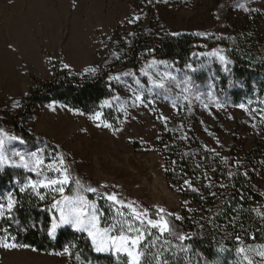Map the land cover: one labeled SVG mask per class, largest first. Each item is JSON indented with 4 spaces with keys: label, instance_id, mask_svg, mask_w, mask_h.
<instances>
[{
    "label": "rangeland",
    "instance_id": "374dc122",
    "mask_svg": "<svg viewBox=\"0 0 264 264\" xmlns=\"http://www.w3.org/2000/svg\"><path fill=\"white\" fill-rule=\"evenodd\" d=\"M255 12L264 16V0H152L151 3L148 0H0V130L18 136L12 131V125L23 124L31 134L47 142L27 141L18 136L25 143L14 142L12 146L17 150L44 149L42 155L45 163H49L61 154L51 146L54 145L67 152L79 173L94 183L108 185L98 193H82L102 212L104 224L112 223L114 218L123 219L117 216L116 207L101 197L100 193L105 191L119 193L126 202H135L137 209L159 207L204 224L227 188L207 163L203 165L207 188L200 187L191 176L186 179L201 193L203 202L195 203L184 194V187L188 186L185 182L183 185L170 182L165 154L157 144L163 131L175 133L177 141L188 150L193 148L187 139V132L192 130L213 159L218 157L225 166L231 165L232 169L247 173L252 188L264 195V118L260 115L264 112V100L248 97L235 103L229 85L223 87L214 74L215 66L223 67L218 59L203 55L204 68L193 66L196 74L202 76L197 86L188 69L167 61L168 67L150 66L153 60L164 61L152 56L137 70L125 71L135 76L123 77L122 74L120 89L107 100L110 106L104 102L99 110L102 118L113 125L112 129L96 127L99 121L89 119L93 113L57 102L38 105L34 116L24 121L23 103L34 81L51 80L54 69L63 77L92 75L84 70L98 69L102 62H110L116 58L113 53L124 55L136 33L150 38L172 33H207L204 37L215 41L228 25L244 24L246 16ZM135 16H140V20L129 23ZM258 28L264 33V22ZM218 49L224 50V47L220 44L205 46L204 53ZM64 64L70 67L65 69ZM142 71L153 77L157 73L171 72L177 77V83L186 79V73L191 76L188 84L191 108L186 107L187 102L182 99L183 84L180 88L170 84L171 91L165 92L154 88L149 76L140 75ZM137 79L147 99L154 100L149 107L134 104L132 89L138 87ZM210 94L223 107L210 103ZM196 95L200 96L199 100L195 99ZM16 101L20 106L12 107ZM173 102L182 110L173 109ZM240 104L249 111L237 106ZM49 105H54L55 110ZM106 107L114 110V123L104 117ZM77 110L85 115L77 114ZM161 115L170 117L166 128ZM116 129L119 130L114 132ZM200 159L205 157L200 156ZM24 171L28 177L38 178L35 173ZM15 183L18 185L17 181ZM9 192L12 193V188L0 191V203L5 202ZM75 194V184L65 187L64 195ZM55 199L61 197L57 195ZM103 205L109 208L108 214L104 213ZM251 206L264 224V205L251 202ZM122 211L127 213L129 209ZM2 223L0 220V228H3ZM33 249L0 247V264H79L66 254ZM250 258L256 264H264L255 251H250ZM231 264H237L236 260Z\"/></svg>",
    "mask_w": 264,
    "mask_h": 264
},
{
    "label": "trees",
    "instance_id": "16d2710c",
    "mask_svg": "<svg viewBox=\"0 0 264 264\" xmlns=\"http://www.w3.org/2000/svg\"><path fill=\"white\" fill-rule=\"evenodd\" d=\"M263 22L262 13H251L246 16L244 24L228 25L222 38L219 37L215 41L191 33L178 36L164 34L153 38L143 33H136L125 54L121 55L120 59L113 58L110 62H102L95 75H86L83 78L79 75L63 77L59 75L57 69H54L51 80L34 81L23 103L22 117L26 121L34 116L38 105L52 102L85 113H94L120 89L119 81L110 80V77L122 75L125 71L137 70L150 56L167 61L181 69H188L187 65L191 64L202 70L205 66L204 56L199 54L205 52V46L213 44L222 45L230 61L229 72L226 73L222 70L223 67L217 65L214 74L220 79L223 87L229 85V93L234 102H241L248 97L264 100V33L258 28ZM189 72L196 86L201 83L202 76H198L196 72ZM103 112L108 121L115 122L116 115L113 109L106 107ZM12 131L27 141L47 142L43 137L31 134L19 122L12 125ZM187 139L193 144V148L188 150L177 141L176 134L170 130L163 131L157 141L165 154L166 174L170 182L183 185L191 176L200 187L207 188L203 169V165L207 163L222 180L227 193L223 195L218 207L204 224H197L188 217L180 221L169 217L176 231L188 234L191 239L181 242L173 236H168L171 243L165 246L169 251L164 255L169 259L170 264H231L233 259L237 264H241L242 257L235 251L237 248L253 249L264 246V224L260 222L251 206V202L264 205V195L252 188L245 173L232 169L231 165L225 166L218 157L213 159L192 130L187 132ZM51 146L60 150L65 156L67 163L71 165L73 177L78 176L82 182L104 191L98 183L79 173L65 150ZM200 156H204L205 159H200ZM28 176L20 168H6L0 172V191L12 188L14 197L20 201L14 210L13 218L3 220L2 223V227L9 226V231L16 242L46 253L61 252L65 246L74 244L76 247L72 251L79 252L81 259L78 261L73 255L72 261L84 264V260L87 259L91 264H116L112 255L93 252L85 233L64 227L58 230L55 240L51 239L47 231L52 215L45 209L52 197L40 201L30 190L19 192L20 184ZM216 183L218 184L219 181L217 180ZM184 188V194L195 203L203 202L198 190L192 191L188 186ZM40 191L43 193L45 190L40 189ZM105 192L111 193V191ZM140 204L143 203L140 201ZM103 210L108 214L109 208L106 205H103ZM148 210L150 215L156 212L153 209ZM252 236H255V239H252ZM156 251L157 249H152V252ZM246 254L250 258V251ZM148 259H151V255Z\"/></svg>",
    "mask_w": 264,
    "mask_h": 264
},
{
    "label": "snow or ice",
    "instance_id": "6c2138e0",
    "mask_svg": "<svg viewBox=\"0 0 264 264\" xmlns=\"http://www.w3.org/2000/svg\"><path fill=\"white\" fill-rule=\"evenodd\" d=\"M152 0H148L151 3ZM167 2V0H164ZM247 10V9H245ZM140 16L133 17L129 20V23H134L140 20ZM173 36H178L179 33H172ZM193 35L204 37L207 33H194ZM222 38V37H220ZM116 59H120L118 53H113ZM196 55V54H193ZM199 55H206L218 59L223 65V70L229 72L228 65L230 61L224 54L223 49L213 50L208 53H201ZM165 65L168 67L166 61L153 60L150 66ZM70 66L64 64V68L68 69ZM203 67V65H202ZM187 68L191 72H196L197 69L191 64L187 65ZM97 68H87L84 70L86 74L95 75ZM140 75L149 76V80L154 88L162 89L165 92L171 91L169 85L174 84L175 87L180 88L183 84L182 96L183 101L187 102L186 107L191 108L189 102V93L191 89L188 84L191 82V76L187 73L186 79L177 83V77L173 76L171 72L157 73L155 77L150 76L147 72H141ZM135 76L134 73L126 72L123 73V77ZM110 80L121 81V75H115L110 77ZM137 84L136 89H132L135 97L134 104L138 102L139 105L149 107L154 103V100H148L143 91L140 90V81H135ZM151 91V90H150ZM167 98V97H165ZM118 99V97H117ZM195 99L199 100L200 96L196 95ZM210 103L216 102L211 96L208 97ZM105 105L110 106L109 102H105ZM19 101L13 103L12 107H19ZM102 105L101 107H103ZM172 108L177 112L181 111V107L173 102ZM218 108L223 107L222 104L216 102ZM238 107L249 111L244 105H237ZM207 108L208 105L205 104ZM53 111L55 110L54 105H49ZM155 111V108H153ZM77 114L85 115V113L77 110ZM261 117L264 118V112L260 113ZM102 111H96L89 119L93 121H99L96 123V127H104L112 129L113 125L106 122L103 118ZM160 119L167 127V121L170 117L160 116ZM255 127V124L252 125ZM119 129L114 130L118 131ZM186 138V137H185ZM18 142L24 144L25 141L18 136L9 135L7 132L0 130V172H3L6 168H20L27 172L35 173L37 179L27 177L25 182L21 184L19 192L31 191L40 201H45L49 196L52 200L46 211L52 215L50 226L48 227V236L55 240L57 238V231L64 227H69L78 233H85L87 239L91 243V250L96 254H110L115 260L116 264H170L169 259L164 255L165 252L169 251L166 245H169L171 241L168 240V236H173L181 242L191 239L188 234L178 233L174 225L170 222L169 217L174 218L176 221L183 220L179 214L166 212L165 209L157 207L154 214L149 213L148 209H137L134 206L135 202H126L120 197L119 193L116 192H103L100 193L101 197L107 200L111 205L116 207L117 216L123 219H115L110 224H104L102 221V212L97 208L95 203L89 202L82 193H98L97 187H92L85 182H82L80 177H73L71 165L66 162L65 156L61 153L58 156L53 157L52 161L45 163V158L42 155L44 149H37L35 151L22 152L13 147V143ZM214 151V150H213ZM54 173L49 176L48 173ZM231 175V174H230ZM247 175V173H245ZM69 184H75V195L66 196L64 195L65 187ZM192 191L197 189L192 188L190 181H185ZM223 187V185H221ZM100 188H107L108 185H100ZM40 189L45 191L42 193ZM59 195L61 199H55ZM215 195V193H212ZM20 201L15 198L11 192L7 194L6 200L0 203V220H10L13 218L14 210L18 207ZM127 208L129 212H124L122 209ZM260 215V213H257ZM155 217V218H154ZM155 230V232L153 231ZM255 239V236L251 237ZM239 240V237H237ZM0 247L5 249H16V248H27L29 245L18 244L15 237L11 235L9 226L0 228ZM76 245H68L63 248L62 253H56L57 255L66 254L69 257L75 255V258L79 261L81 254L79 252L74 253L72 251ZM152 249H157L156 252H152ZM34 250V249H33ZM238 255L242 257L241 264H256V261L250 259L246 254L249 251H255L256 255L260 257L261 261H264V246L259 250L239 247L235 250ZM151 255V259H148ZM84 264H91L87 259L84 260Z\"/></svg>",
    "mask_w": 264,
    "mask_h": 264
}]
</instances>
